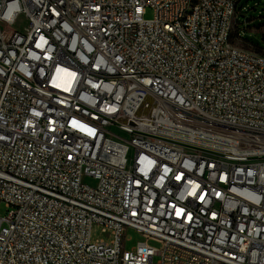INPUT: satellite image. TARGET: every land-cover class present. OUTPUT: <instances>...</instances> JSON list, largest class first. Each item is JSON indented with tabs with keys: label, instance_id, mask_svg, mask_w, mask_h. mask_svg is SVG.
Here are the masks:
<instances>
[{
	"label": "built area",
	"instance_id": "1",
	"mask_svg": "<svg viewBox=\"0 0 264 264\" xmlns=\"http://www.w3.org/2000/svg\"><path fill=\"white\" fill-rule=\"evenodd\" d=\"M239 1L0 0V264H264V54L229 43Z\"/></svg>",
	"mask_w": 264,
	"mask_h": 264
},
{
	"label": "rangeland",
	"instance_id": "2",
	"mask_svg": "<svg viewBox=\"0 0 264 264\" xmlns=\"http://www.w3.org/2000/svg\"><path fill=\"white\" fill-rule=\"evenodd\" d=\"M244 7V8H243ZM243 8V9H242ZM146 17H151L149 10ZM15 27L21 32H28V20L23 15H19L15 22ZM241 33L240 36L238 33ZM233 43L258 53L264 54V0H240L234 19V29L232 33ZM85 182L93 183L84 179ZM9 208L5 202L0 203V214L6 215ZM112 234L110 230H103V227L95 224L92 229V240H110ZM142 239L135 229L129 228L124 233V248L130 250L134 248ZM158 260V257H155Z\"/></svg>",
	"mask_w": 264,
	"mask_h": 264
},
{
	"label": "bare ground",
	"instance_id": "3",
	"mask_svg": "<svg viewBox=\"0 0 264 264\" xmlns=\"http://www.w3.org/2000/svg\"><path fill=\"white\" fill-rule=\"evenodd\" d=\"M199 2H200V0H185L184 9H193L194 6L197 5ZM234 19H235V17H228V19H226V26H227V28H229V33H233ZM229 43L235 44L232 42V35L229 36ZM236 51H243V53H248V54H261V53H258L256 51H253L251 49L243 48L237 44H236Z\"/></svg>",
	"mask_w": 264,
	"mask_h": 264
},
{
	"label": "trees",
	"instance_id": "4",
	"mask_svg": "<svg viewBox=\"0 0 264 264\" xmlns=\"http://www.w3.org/2000/svg\"><path fill=\"white\" fill-rule=\"evenodd\" d=\"M238 35H239V33H238ZM233 42V41H232ZM262 54H263V52H262Z\"/></svg>",
	"mask_w": 264,
	"mask_h": 264
}]
</instances>
